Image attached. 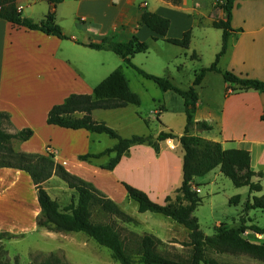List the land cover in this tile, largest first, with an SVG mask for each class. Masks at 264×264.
Here are the masks:
<instances>
[{
	"label": "crops",
	"instance_id": "0c3cea01",
	"mask_svg": "<svg viewBox=\"0 0 264 264\" xmlns=\"http://www.w3.org/2000/svg\"><path fill=\"white\" fill-rule=\"evenodd\" d=\"M221 1L181 0L179 5H173L168 0H64L54 12L56 24L67 40L16 28L0 19V113L9 117L13 130L30 129L33 132L28 141L14 142V151L53 155L58 165L80 179L83 178L82 175L72 171V166L76 169L89 167L101 170L100 166L105 165L104 162L109 157L90 163L78 161L79 156L97 155L108 149L101 145L98 134L46 124L50 109L62 104L69 96L92 95L94 88L118 68L122 69L126 78L129 68L120 58L111 52L97 51L86 46L100 44L104 38L126 43L133 36L148 46L151 43H165L162 40L152 41L153 34L139 25L140 15L144 10L169 20L166 34L168 39H181L185 32L191 30L189 48L176 47L177 54L185 58L195 55L198 59L209 55L215 60L221 49V31L213 29L211 23L223 19L224 14L222 10L216 11L215 17L207 19V23L201 25L196 17L202 10L212 9ZM16 5L22 17L35 24L42 22L52 10L43 0H19ZM231 27L236 32L231 36L227 52L221 57L218 68L240 78L264 82V0L236 2L232 10ZM135 59H132V63H135ZM210 75L217 74H206L195 90L202 89ZM220 99V111H213L218 120L216 125L210 122L209 115L208 118L199 117L198 120L211 125L212 130L196 131L194 136L218 143L224 150L247 151L251 171L264 174V93H232L226 91L223 83ZM198 109L197 103L196 110ZM95 112L91 114L92 119ZM144 146L146 145L132 147L111 172L116 174L124 158L130 156L132 151L147 153L150 147ZM139 166L142 164L130 162L126 167L134 172L133 170L138 171ZM53 179L55 178L52 177L43 184L47 193ZM260 181L261 179H254L253 182L260 185ZM194 182L196 185L201 184L196 179ZM61 189L68 192L65 186ZM143 190L148 192L144 188ZM41 222L36 190L29 176L18 170L0 169V234L16 236L9 241L28 235L56 241V232L47 231L41 226ZM58 239L68 241L62 237ZM159 240L166 242L164 237ZM168 245L176 246L175 243ZM34 253L41 252L37 249ZM6 257L14 260L12 264H19L16 257L11 258L8 253ZM110 258L118 264L111 253Z\"/></svg>",
	"mask_w": 264,
	"mask_h": 264
},
{
	"label": "trees",
	"instance_id": "16d2710c",
	"mask_svg": "<svg viewBox=\"0 0 264 264\" xmlns=\"http://www.w3.org/2000/svg\"><path fill=\"white\" fill-rule=\"evenodd\" d=\"M17 1L19 0H0L1 20L16 28L38 31L61 40L68 39L56 24L54 12L64 0H43L52 10L38 24L22 17L17 9ZM168 1L173 5H179L181 2V0ZM238 1L253 0H223L220 9L224 18L211 23L213 29L221 31V49L209 67L202 68L195 74L192 85L187 90L177 88L169 78L149 75L132 63L136 55L144 54L149 49L147 43L139 42L134 36L126 43H117L111 38H104L100 44L86 46L93 50L113 53L127 68L132 69L142 79L153 82L161 92H173L183 100L186 118L183 134L176 136L170 131L161 132L157 138L158 142H177L183 152L182 182L174 192L173 202L167 197L165 204L160 205L151 201L144 192L124 183L121 185L127 198L137 205L139 214L150 213L162 216L188 232L189 241L185 244L190 248L188 258L181 261L169 259L160 252L163 243L159 239L123 228L121 225L135 224V220L91 183L68 173L55 162L53 155L15 152L12 143L28 141L33 132L30 129L13 130L9 117L0 113V169L18 170L29 176L36 190L41 226L50 232L83 234L98 246L109 250L118 264H227L212 257L222 255L245 256L264 264V243L257 244L243 238L245 233H250L264 239V228L252 224L247 216L254 210L264 211V193L260 197L250 196L252 193L262 192L259 183H254L252 180H260L264 174L251 171L250 155L247 151L224 150L218 143L205 141L189 134L193 130L197 132L212 130L208 123L193 120L198 103L195 88L202 83L206 74L220 75L226 85V91L232 93L246 91L264 93V82L240 78L231 72H222L218 68L221 57L227 52L228 42L236 32L231 27V19L232 10ZM139 25L146 27L153 34L154 42L162 40L174 47L189 48L191 30L185 32L181 39H168L166 34L170 22L165 18L142 10ZM139 105L140 99L130 91L122 69L118 68L94 88L92 95H71L62 104L53 106L48 112L46 124L66 130H85L93 134L105 135L115 141L116 144L111 149L101 154H86L78 157V161L90 163L113 155L106 166H100L101 170L111 172L132 147L146 145L153 148V137L133 136L123 139L104 123L94 121L91 114L97 110H118ZM217 169L235 188L246 187L249 197L242 206V215L236 225L228 227L220 224L215 228L213 236L206 237L200 231L197 220L192 216L201 204V199L194 191V180L203 178ZM52 177L61 180L74 193L69 204L62 208L51 199L43 187V184ZM229 203L238 205L240 198L236 196ZM14 238L16 236L0 234V242ZM40 264L66 263L55 254H50Z\"/></svg>",
	"mask_w": 264,
	"mask_h": 264
},
{
	"label": "rangeland",
	"instance_id": "374dc122",
	"mask_svg": "<svg viewBox=\"0 0 264 264\" xmlns=\"http://www.w3.org/2000/svg\"><path fill=\"white\" fill-rule=\"evenodd\" d=\"M222 4L223 0L217 2L212 9L202 10L197 15L196 21L200 25L207 23V19L215 17L216 11L221 10ZM176 52V47L172 45L161 42L151 43L145 54L135 56L136 59L133 64L149 75L170 78L174 86L187 90L191 86L195 74L201 68L211 65L214 58L208 54V56L200 59L195 55L185 58ZM176 69L179 71L177 72ZM126 79L131 92L140 99V105L128 106L118 110L96 111L93 119L99 123H104L123 139H129L133 136H152L153 148L150 147V150L144 148L149 150L147 151L150 153H148L149 156L145 151H132L130 156L124 158L123 164L116 174L99 169L92 170L89 167L76 169L72 166L70 169L82 175L83 180L93 184L96 189L114 201L125 214L135 220V224L121 225L123 228L140 235L149 234L157 239L166 238L160 252L172 260H186L190 254V248L185 245L189 241L188 232L162 216L150 213L139 214L137 205L127 198L121 185L124 183L142 192H144L143 188L146 189L148 192L144 193L149 199L160 205L165 204L167 197L171 198L170 202H173L174 192L182 182L183 152L177 142H158L157 138L161 132L170 131L176 136L183 134L186 124L183 100L173 92H161L153 82L142 79L132 69H128ZM222 85L223 81L220 76L210 75L204 87L196 89L199 109L193 116L194 121H201L198 120L199 117L209 115L211 116L209 117L210 122L216 125L218 120H216L217 116L214 112H219L221 109ZM195 132L193 130L189 134L194 136ZM97 138H99L101 145L108 149L116 144L115 141L105 135H97ZM14 144L13 142L12 148L15 146ZM112 157L113 155L104 162L105 165L103 166H106ZM171 157L173 161H171ZM130 162L139 163L142 166L137 168L138 171L130 172L126 167ZM242 175L241 173L240 176ZM54 178L51 186H48L51 188L48 195L62 208L69 204L74 193L61 180ZM196 182L201 183L194 186V191L201 199V204L192 216L197 220L200 231L206 237H210L214 235L217 225L224 224L228 227L236 225L242 215V206L249 197L248 189L246 187L235 188L230 180L223 177L218 170L203 178H197ZM260 182L262 192L252 193L250 196L260 197L264 193V179L262 178ZM64 186L68 192L61 189ZM236 196L240 198V203L238 205L230 204L229 201ZM247 216L252 224L264 228V211L254 210L249 212ZM56 234L57 237L53 238L56 241H52V239L47 241L30 235L15 241H2L4 245L0 242V262L2 264L14 262L12 259H7L6 253H8L11 258L16 257L15 260L19 264H40L50 254H55L66 264H116L111 260L109 250L99 247L83 234ZM60 237L75 244H70L68 241L64 242L58 239ZM243 238L257 244L264 243L262 237L250 233H245ZM169 243H175L176 246H170ZM37 249L41 253L35 254L34 250ZM212 257L227 264H263L245 256L222 255Z\"/></svg>",
	"mask_w": 264,
	"mask_h": 264
},
{
	"label": "built area",
	"instance_id": "2783aa9c",
	"mask_svg": "<svg viewBox=\"0 0 264 264\" xmlns=\"http://www.w3.org/2000/svg\"><path fill=\"white\" fill-rule=\"evenodd\" d=\"M19 11V10H18Z\"/></svg>",
	"mask_w": 264,
	"mask_h": 264
}]
</instances>
